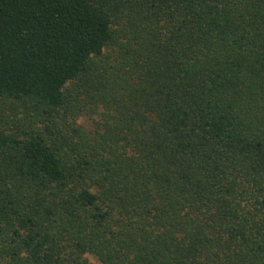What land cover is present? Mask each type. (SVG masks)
I'll use <instances>...</instances> for the list:
<instances>
[{
	"label": "trees",
	"instance_id": "trees-1",
	"mask_svg": "<svg viewBox=\"0 0 264 264\" xmlns=\"http://www.w3.org/2000/svg\"><path fill=\"white\" fill-rule=\"evenodd\" d=\"M0 102V264H264V0H0Z\"/></svg>",
	"mask_w": 264,
	"mask_h": 264
},
{
	"label": "rangeland",
	"instance_id": "rangeland-1",
	"mask_svg": "<svg viewBox=\"0 0 264 264\" xmlns=\"http://www.w3.org/2000/svg\"><path fill=\"white\" fill-rule=\"evenodd\" d=\"M10 102H7L5 104L0 102V120L2 122H15L20 115H22V111H20L19 108H15L14 105H10ZM83 120H80V123L84 126H86L89 122H88V118L87 117H82ZM90 124V123H89ZM92 262H94L92 259H90Z\"/></svg>",
	"mask_w": 264,
	"mask_h": 264
}]
</instances>
